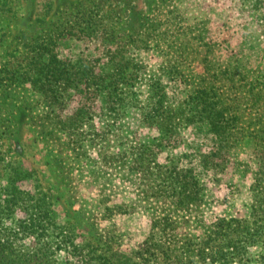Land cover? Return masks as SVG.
<instances>
[{
    "label": "rangeland",
    "instance_id": "rangeland-1",
    "mask_svg": "<svg viewBox=\"0 0 264 264\" xmlns=\"http://www.w3.org/2000/svg\"><path fill=\"white\" fill-rule=\"evenodd\" d=\"M12 178L63 263L64 226L117 264H262L264 0H0Z\"/></svg>",
    "mask_w": 264,
    "mask_h": 264
},
{
    "label": "trees",
    "instance_id": "trees-1",
    "mask_svg": "<svg viewBox=\"0 0 264 264\" xmlns=\"http://www.w3.org/2000/svg\"><path fill=\"white\" fill-rule=\"evenodd\" d=\"M52 74H57V70L54 69ZM91 76L89 78L90 83L94 84L95 77L98 76L94 72ZM78 90V94H81V96L89 91L87 88ZM90 93L95 95L97 92L91 90ZM89 112V109H86L80 116L83 117L84 114H89ZM217 132L225 134L227 129L223 128ZM171 138H173V141L176 140L173 136H170ZM192 179L194 178L185 176L183 181L186 188H190V182H193ZM18 180L20 179H8L7 182L11 186L13 185L14 188L12 190L5 188L0 192V264H117L115 257L102 256L97 253L94 247H86L83 244L76 243L75 233L65 232L64 226L61 227L59 234L62 237V243L66 247L68 259L64 263L58 261L54 255L50 254L48 247L43 243L42 236L50 228L60 229L57 225L60 217L47 197L35 198L15 187ZM30 199L31 202L28 201ZM190 201L191 199L188 200V203ZM262 201L264 202V198ZM259 210V206H256L254 214L260 215ZM233 221H237V219L232 218L227 222H223L222 226L229 228ZM26 235L35 236L34 241L27 244L28 247L22 244V240ZM58 248L60 249V245L57 244ZM232 249L234 255H240L239 247H233Z\"/></svg>",
    "mask_w": 264,
    "mask_h": 264
}]
</instances>
